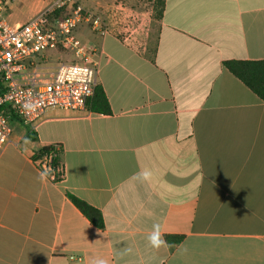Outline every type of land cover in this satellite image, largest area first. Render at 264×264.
Listing matches in <instances>:
<instances>
[{"label":"crops","instance_id":"1","mask_svg":"<svg viewBox=\"0 0 264 264\" xmlns=\"http://www.w3.org/2000/svg\"><path fill=\"white\" fill-rule=\"evenodd\" d=\"M55 1L8 0L5 20L25 24ZM136 2L78 1L108 27L98 36L82 24L77 37L98 50L110 115L51 108L33 130L12 118L0 264H264V102L222 66L264 61V0H164L159 19ZM57 53L45 56L74 60ZM52 145L63 177L42 183L33 158ZM145 168L151 182L134 180ZM68 195L98 210L104 229ZM154 223L182 240L153 249Z\"/></svg>","mask_w":264,"mask_h":264},{"label":"built area","instance_id":"2","mask_svg":"<svg viewBox=\"0 0 264 264\" xmlns=\"http://www.w3.org/2000/svg\"><path fill=\"white\" fill-rule=\"evenodd\" d=\"M7 1L0 0V152L9 142L12 117L33 130L48 109L86 111L97 85L98 50L81 42L77 30L86 24L98 36L108 33L106 22L85 11L79 0H56L50 8L18 26L5 20ZM55 10L63 13L52 18ZM119 12L123 13L122 6ZM124 17L128 23L133 21L132 15ZM48 51L71 53L74 60L58 63L50 71L45 56ZM52 147L34 160L39 171L46 166L52 168L57 150ZM62 177L59 166L49 179Z\"/></svg>","mask_w":264,"mask_h":264},{"label":"trees","instance_id":"3","mask_svg":"<svg viewBox=\"0 0 264 264\" xmlns=\"http://www.w3.org/2000/svg\"><path fill=\"white\" fill-rule=\"evenodd\" d=\"M163 2L164 0H156V15L154 19H159L161 17L163 11ZM61 13H63L62 10H55L51 17L58 18ZM222 66L236 79H238L260 101L264 102V61L228 60L223 61ZM86 111L100 115L111 114L108 100L101 86L96 85L94 88L93 96L87 101ZM54 146L57 148V150H55V157L52 161V168L55 170L59 166L62 168V166L60 163L61 146ZM51 150H53L52 146L44 147L36 153L33 159L36 160L38 157L47 154ZM57 181L59 180H52V182ZM68 197L75 207L90 221L92 225L98 229H104L102 215L98 210L71 195H68ZM165 239L170 243H178L182 240V237L166 236Z\"/></svg>","mask_w":264,"mask_h":264},{"label":"clouds","instance_id":"4","mask_svg":"<svg viewBox=\"0 0 264 264\" xmlns=\"http://www.w3.org/2000/svg\"><path fill=\"white\" fill-rule=\"evenodd\" d=\"M25 144L31 143L30 140L25 139L24 141ZM54 176V169H52L50 166H46L43 170H41L38 173V179L42 183H46L49 179V177ZM153 178V172L150 169H142L141 171L137 172L134 174L133 179L140 182V183H145V182H151ZM147 242L150 247L153 249L159 250L161 248H170L173 245H170L168 241L164 239V233L162 232L161 225L159 223H154L152 227V231L149 233L147 237ZM132 248L131 247H126L122 252L121 255H127L132 253ZM178 251L181 254H187L189 249L187 247V244H182L179 246ZM90 264H108L107 260L102 259L100 257H95L90 261Z\"/></svg>","mask_w":264,"mask_h":264},{"label":"rangeland","instance_id":"5","mask_svg":"<svg viewBox=\"0 0 264 264\" xmlns=\"http://www.w3.org/2000/svg\"><path fill=\"white\" fill-rule=\"evenodd\" d=\"M133 1H137L136 3H140L142 4V6H144L145 8H148L150 10V12L152 13V17L155 18V15H156V0H133ZM94 34V33H93ZM97 35V34H95ZM62 53V55H65L66 52H62V51H59ZM59 52L57 54H59ZM58 59L55 57V56H50V60L48 59L47 61V69L50 70V66H49V62L51 64V66H54L53 69H55V67L58 65V63H62V62H65L67 63V61H57Z\"/></svg>","mask_w":264,"mask_h":264}]
</instances>
